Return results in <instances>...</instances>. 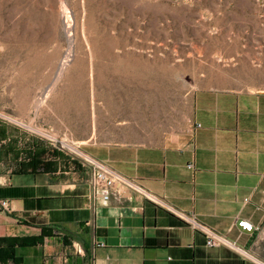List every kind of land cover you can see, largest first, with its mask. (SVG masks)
<instances>
[{"label": "crops", "instance_id": "obj_1", "mask_svg": "<svg viewBox=\"0 0 264 264\" xmlns=\"http://www.w3.org/2000/svg\"><path fill=\"white\" fill-rule=\"evenodd\" d=\"M159 52L144 61L138 102L117 120L93 107L87 135L70 145L62 102L42 129L16 106L0 114V264H264V85L225 86L219 51ZM95 161L233 246H207L118 180L102 201Z\"/></svg>", "mask_w": 264, "mask_h": 264}, {"label": "rangeland", "instance_id": "obj_2", "mask_svg": "<svg viewBox=\"0 0 264 264\" xmlns=\"http://www.w3.org/2000/svg\"><path fill=\"white\" fill-rule=\"evenodd\" d=\"M168 49L219 51L225 86L264 85V0H0V114L41 128L62 102L70 145L93 107L117 120L138 102L145 62Z\"/></svg>", "mask_w": 264, "mask_h": 264}, {"label": "built area", "instance_id": "obj_3", "mask_svg": "<svg viewBox=\"0 0 264 264\" xmlns=\"http://www.w3.org/2000/svg\"><path fill=\"white\" fill-rule=\"evenodd\" d=\"M80 153V152H79ZM118 180L120 182H123L130 187L138 190L141 192L146 198L162 205L169 211L175 213L177 216L185 220L193 229H198L205 235V244L207 246H218V245H228L233 246V243H231L230 240H228L225 236L222 234H219L215 230L211 229L210 227L204 225L200 221H198L193 214L188 215L173 206L164 203L161 201V199H158L155 195L148 192L147 190L143 189L140 185L135 183L134 181H131L127 179L126 177L122 176L121 174L117 173L112 168L106 166L105 164H100L95 161V164L92 165L91 168V177H90V184L92 191L96 193V191L99 190V193L101 195L102 201L107 202L109 199V188L114 184V182ZM3 205L6 204L5 201L1 202ZM238 226L246 231L253 230V224L249 222L246 219H241L237 222ZM237 248V247H236ZM239 249V248H237ZM240 251H243L239 249Z\"/></svg>", "mask_w": 264, "mask_h": 264}, {"label": "bare ground", "instance_id": "obj_4", "mask_svg": "<svg viewBox=\"0 0 264 264\" xmlns=\"http://www.w3.org/2000/svg\"><path fill=\"white\" fill-rule=\"evenodd\" d=\"M70 38H71V36H70ZM70 42H72V41H70ZM61 66H59V71H58V75L60 76V73H61V71H62V69L64 68V65L63 64H60ZM58 77V76H57ZM69 145V144H68Z\"/></svg>", "mask_w": 264, "mask_h": 264}]
</instances>
